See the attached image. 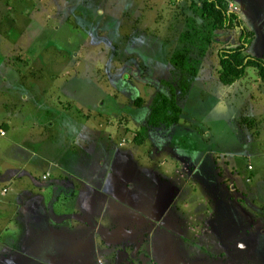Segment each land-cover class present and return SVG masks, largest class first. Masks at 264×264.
<instances>
[{
  "label": "rangeland",
  "instance_id": "rangeland-1",
  "mask_svg": "<svg viewBox=\"0 0 264 264\" xmlns=\"http://www.w3.org/2000/svg\"><path fill=\"white\" fill-rule=\"evenodd\" d=\"M225 1L251 31L245 52L264 61V0ZM192 2L0 0V88L8 86L0 99L24 92L49 107L40 117L53 118L58 145L41 151L60 165L50 170L88 186L85 225L52 229L44 219L28 228L17 219L0 229V264H264V80L247 66L219 83L217 50L238 43V30L183 40L200 23ZM181 48L196 73L179 117L147 128L154 93L175 83L169 57ZM24 127H4L0 160L15 148L26 170ZM28 130L49 137L44 122Z\"/></svg>",
  "mask_w": 264,
  "mask_h": 264
},
{
  "label": "crops",
  "instance_id": "crops-1",
  "mask_svg": "<svg viewBox=\"0 0 264 264\" xmlns=\"http://www.w3.org/2000/svg\"><path fill=\"white\" fill-rule=\"evenodd\" d=\"M13 82L14 81H9L10 84ZM7 87L8 86L1 87L0 93L8 90ZM22 93L24 92H21V94L18 95L19 98L15 100L2 101L0 99V109H10V113L0 117V129L3 131V134L0 135L1 137L6 135L4 127L17 132V130L20 131L24 126H28V129H31L32 126L39 129L44 122L45 127L47 126L48 128L47 132H49L50 127L55 124L52 121L53 118H47L42 121L40 117V115H43L42 112H40V108L49 107L43 106L41 101L36 102L34 100L36 98L34 95H23ZM28 97L31 102L34 100L33 102L35 103L30 105V101H27ZM62 102L57 101L59 106L66 109L69 103L65 105ZM21 113H26L25 115L27 116L26 119L19 122L18 116L21 115ZM82 116L85 117V119L89 118L83 113ZM54 128L49 132V137L45 138V140L43 138L38 139L34 137L33 132H30V130L24 127L25 133L29 135L32 134L30 135V143L18 144L19 149L29 151L31 156L27 162L28 168L26 170L22 167V164H19L18 169H22V174L17 169L14 160L18 154L14 158L13 154H11L13 151L17 152V149L9 148L7 150L9 158L0 160V229H10L8 228V224L17 226V219L18 225H26L28 228L41 227L39 224H41L44 219L46 220V224L52 229L65 225L72 227L76 222L85 225L83 218L79 217V214L86 212L84 210L86 205L79 206L81 202H79V200H81V197L84 195L83 190L88 188L86 181H84L83 177L76 175L71 176L70 180H67L65 176L67 182H64L61 173L59 176L54 175L53 170H50L53 167L58 168L60 166L59 163H55L51 158L48 159L41 151L48 149L46 148L47 144L52 146V148L58 145L54 143L55 139L57 140ZM63 129L61 130L62 133H65ZM83 138L84 135L81 134L78 140L84 141ZM59 147L62 148L63 144L59 145ZM71 147L72 145L68 147L65 144L67 153ZM76 163L82 165L83 160L80 162L76 161ZM50 177L53 179H50ZM58 187L61 189L59 190ZM3 188L5 189L4 191H2ZM79 189H82V191H79ZM18 201L20 202L18 203ZM59 214H62V217H57ZM26 227L23 228L22 226L23 229ZM22 228L17 227V230L19 231ZM97 228L95 224L94 229Z\"/></svg>",
  "mask_w": 264,
  "mask_h": 264
},
{
  "label": "trees",
  "instance_id": "trees-1",
  "mask_svg": "<svg viewBox=\"0 0 264 264\" xmlns=\"http://www.w3.org/2000/svg\"><path fill=\"white\" fill-rule=\"evenodd\" d=\"M196 3V15L200 18L198 27L192 25L182 33V39L192 42L202 38L209 41L215 30L235 27L238 30V43L220 47L217 50V80L223 86L239 79L247 66L254 67L259 79L264 80V61L245 52L251 41V31L246 30L234 11H229L225 0H193ZM175 83L162 81V89L154 93L149 106L144 126L147 128H167L175 123L180 114L178 98L187 93L190 82L196 73V67L189 55L188 48L174 51L169 57ZM140 105V97L132 100ZM138 140V139H137Z\"/></svg>",
  "mask_w": 264,
  "mask_h": 264
},
{
  "label": "built area",
  "instance_id": "built-area-1",
  "mask_svg": "<svg viewBox=\"0 0 264 264\" xmlns=\"http://www.w3.org/2000/svg\"><path fill=\"white\" fill-rule=\"evenodd\" d=\"M3 134V131L0 129V135ZM247 168H249V166H247ZM5 189L3 188L2 191H4Z\"/></svg>",
  "mask_w": 264,
  "mask_h": 264
}]
</instances>
